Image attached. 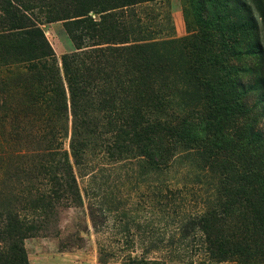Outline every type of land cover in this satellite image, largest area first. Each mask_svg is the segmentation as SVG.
I'll return each mask as SVG.
<instances>
[{"label": "rangeland", "instance_id": "1", "mask_svg": "<svg viewBox=\"0 0 264 264\" xmlns=\"http://www.w3.org/2000/svg\"><path fill=\"white\" fill-rule=\"evenodd\" d=\"M130 1L136 4L124 6L123 1L116 0L110 11L93 7L86 17L102 23L104 32L103 28L110 29L106 14L112 13V22L119 26L118 31H125L129 45L158 44L147 55L151 58L156 50L164 55V70L157 75H165V83L177 87L170 107L173 117L183 120L192 113L193 119L187 117L185 123L200 130L207 108L201 100V80L215 78L211 85L215 89L224 79L236 98V114L221 123L226 126L222 139L239 143L238 132L252 127L264 140V0ZM83 12L84 0H0V75H53L56 69L63 78V55L108 46L95 45L102 42L97 32L100 28L87 32L82 25L71 24L81 19L77 16ZM30 25L43 36L36 38L35 50L21 39L22 35L10 36L24 33ZM37 46H43L42 50ZM124 46L127 44H111ZM29 59L44 66V71L38 67L27 72L25 62ZM207 59L220 73L215 72L213 78L204 71L208 62L201 64ZM13 83L8 89L36 90L27 80L22 88ZM40 90L48 92L51 88L45 84ZM161 93L166 95L168 90L163 88ZM31 115V110L25 111V118L16 122L31 130L35 128ZM67 117L70 131L69 113ZM15 124L11 116L5 119L6 139L1 140L0 228L6 223V213H17L33 225L34 234L21 240L28 264H235L210 259L196 227L195 218L205 210L206 199L216 184L200 177L201 160L178 153L180 157L169 168L154 170L137 145L120 161L93 150L82 165L74 167L81 200L72 201L59 193L61 197L49 212H42L29 199L50 190L45 186L48 177L35 171L36 158L30 152L36 148L31 140L33 132L29 138L19 139L10 134ZM102 137L110 138L108 134ZM144 139H139L142 145ZM64 149L68 150V139ZM25 150L30 151L23 155ZM249 151L246 147L243 152H230L233 158L227 160L220 159L222 152L214 151L212 177L229 171L228 182L234 183L230 173L252 170L249 164V168L239 166L252 156ZM238 154L243 156L241 161L234 158Z\"/></svg>", "mask_w": 264, "mask_h": 264}, {"label": "trees", "instance_id": "2", "mask_svg": "<svg viewBox=\"0 0 264 264\" xmlns=\"http://www.w3.org/2000/svg\"><path fill=\"white\" fill-rule=\"evenodd\" d=\"M115 1L100 0L99 3L98 0H84L85 13L77 16L82 18L71 24L82 25L87 32L100 28L97 32L102 42L95 45L108 46L63 55V78L56 69L53 75H11L12 80L0 75V150L3 149L1 140L6 139L5 119L11 116L16 123L12 126L11 135L25 140L33 132L31 140L36 148L25 150L23 155L29 151L34 154L35 171L48 177L45 186L51 187L31 197L29 202L33 207L37 205L39 211L49 212L61 197L59 193L66 194L72 201H80L74 167L82 165L93 150L120 161L137 145L135 148L143 150L154 170L169 168L173 160L180 157L178 153H185L189 158L204 162L199 171L203 180L216 183L206 199L205 210L195 218L206 254L215 262L264 264V140L258 133H253L252 127L238 132L236 141L239 143L222 139L226 126L220 125L236 114L233 108L236 98L224 79L219 80L222 84L215 89L211 86L216 81L213 78L215 72L219 71L215 63H209L210 59L201 62H208L204 71L213 78L206 76L199 85L204 88L201 100L207 105L203 110L206 116L202 127L198 130L194 124L185 123L187 117L193 119L192 113L188 112L183 120L173 117L170 107L177 87L175 83H165V75H157L164 70V55L160 50H156L151 58L147 55V51L158 44L129 45L125 41V31H118L119 26L112 22L115 17L112 13L106 14L105 21L110 29L103 28L104 32L101 31L102 23L96 24L86 17L93 7L113 10ZM121 1L124 6L136 4L130 0ZM20 35L34 50L36 38L43 37L35 25L28 26L24 33L10 36ZM111 44L127 46L111 47ZM37 47L40 51L43 48ZM31 60L34 59L25 62L27 72L38 67L44 71V66ZM22 77L36 90L8 89L11 81L15 87L22 88L26 81L21 80ZM45 84L51 88L50 91L40 90ZM195 85L198 87V82ZM163 88L168 90L166 95L161 93ZM30 110L35 128L28 130L16 120L25 118V111L29 113ZM31 121H27L28 124ZM103 134L110 138L104 139ZM141 137H145L144 145L139 140ZM66 139L68 150L64 149ZM246 147L253 152L247 162L242 160V154L234 158L242 160L240 167L244 169L250 165L252 170L230 173L234 174V183L228 182L229 171L212 177L214 159L211 154L214 151L222 152L220 159L227 160L233 158V155H228L230 152H243ZM6 216V223L0 228V243H3L0 246V264H28L21 240L34 234L35 229L17 213H6Z\"/></svg>", "mask_w": 264, "mask_h": 264}]
</instances>
